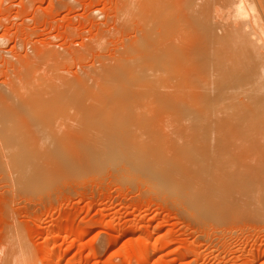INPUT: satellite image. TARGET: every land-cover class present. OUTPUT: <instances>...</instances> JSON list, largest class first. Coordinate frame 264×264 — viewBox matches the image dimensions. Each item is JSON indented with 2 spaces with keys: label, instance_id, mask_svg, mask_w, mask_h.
Wrapping results in <instances>:
<instances>
[{
  "label": "rangeland",
  "instance_id": "374dc122",
  "mask_svg": "<svg viewBox=\"0 0 264 264\" xmlns=\"http://www.w3.org/2000/svg\"><path fill=\"white\" fill-rule=\"evenodd\" d=\"M134 2L135 0H0V92L4 93V98L0 103L5 108L9 104L10 115L15 114L12 117L9 115V120L7 121L12 134L19 137L21 135V133L20 135L17 134L19 131L15 133V128L18 130V127L13 128V123L17 121V125H15L20 126L21 137L28 136L27 138H31L29 140L38 139L36 140L38 142L41 141L40 139L47 141L46 138L49 137L48 140L52 139L55 134L59 136L61 134L59 133L60 131H64L65 128L68 131L72 124L74 126V123L78 124V121L82 120V124H78V127L79 125H84L82 128L79 127V129L85 132L83 137H86L87 142L91 144L92 139L99 140L102 138L99 135L101 131L103 132L102 126H105L99 123L102 122V119L98 120L97 118L102 115L105 117L104 114H108V117H102L103 121H106L103 123L107 125L109 121L108 125H110V128L106 129L108 125L104 128L107 131H104L107 137H103V139L111 136V140L113 138L117 141H109V138L106 141L104 140L106 145H103L104 149L101 150H97L95 145H92V148L89 147L85 153L80 154L79 158L68 166L69 168L50 169L54 179L52 181L50 178V183L46 181L49 183L48 185L44 183L45 179L44 182H41L42 179L36 181L34 179L37 182V184H34L32 182L33 176L28 177L30 181L26 177V183L22 180L19 185L18 176L9 163L8 152H4L6 148H4L5 144H3L1 138L2 127L0 128V151H3L2 156L0 154V162L2 164L5 163L2 168L0 167V264H47L45 261L46 257L50 259L52 264H264V182L262 186L261 184L258 185L259 193L252 179V184L250 180L247 182L248 185L250 184L249 186L246 182H244L245 186L243 182L241 184L243 179V181H248L249 176L252 177L253 173H258L264 177V106L256 103L250 107L247 104V98L252 95L253 91L255 93L256 85L252 84L254 89L251 92L249 90V88L253 87L250 84L251 81H248L249 84H247L248 87L249 85L251 87L248 88L246 87L247 85L242 87L235 76L244 65L246 66L244 68L249 70L250 68L247 66L251 65H246L247 58H244L241 61L245 62L244 65L242 66V63L239 64L241 65L240 69L239 65L234 64L239 69L237 72L235 71L236 68L233 69L234 71L230 70L231 72H229L231 77L229 76L228 79L231 87L229 85L228 88L231 90L227 88L228 94L226 91L225 95L227 94L229 97L226 95L225 98H229L230 102L229 99L224 101L225 106L223 104L222 108L225 107L232 114L230 113L229 115L227 111L228 114L224 113L223 111L225 110L219 113L222 108L218 104L202 106L208 114L214 113V115L229 116L227 120L232 118L230 123L228 121V127L222 129L221 132H216L218 134L212 133V137H210L209 133V136L205 135L203 138L204 141L206 140L204 142L206 148L214 145L211 153H215L212 156L209 155L210 150L208 149L206 153L209 156L205 154V157L207 156V159H205L208 162L213 160H217L214 163L219 162V165L212 163L213 166H211L212 164H209L210 167L217 171L219 169L217 167H220L221 164L222 167L220 169H224L222 172L213 174V169L211 168L212 170H210L209 167V173L207 172L208 175L213 174L209 175L210 177L208 178L210 179L207 180V185L211 184L212 188H216L215 184H218L217 188L219 187V190L214 194L216 198L212 197L213 199L210 200V213V211L208 212V206L204 205V208L201 209V207L194 205L191 198L193 197L192 195L188 199L181 195V190V192L178 191L180 193L178 195L173 193L166 185V189L169 188L170 190L169 192L165 190L163 184H157L156 181L145 175L146 170L141 172L142 166L145 167L147 165L157 169L162 168V166L171 168L180 166L184 156L179 153L181 149L178 148H194L196 146L197 134L191 129L193 124H190L185 119L182 120V118L180 121L178 119L176 121V118H169L167 115L165 118V114H163V117L159 119V117H155L152 114L153 112L157 114V110L160 111V115L163 112L165 113L158 101L156 102V98L153 100L154 92H148L152 90L151 86L155 89L158 87L156 89L158 91H163L164 82H157L156 78L163 80V76L167 77L166 72L164 73L160 66H154V62L150 60L145 66L142 65L143 68L140 67V71L145 75L137 71L139 66L136 69L137 65L135 63L133 66L136 65L134 70L137 75L134 74L131 67L125 66V68L129 69L126 72L130 74H127V77L130 76L132 78L121 77L123 79L122 83L116 82L112 84L111 82V86L110 82L102 81L104 79L101 75L102 69L103 73H105L109 70H115L122 63L126 62L125 64L129 65L130 63L128 64V62L130 60L139 59L143 54L138 43L140 35L138 31L142 29V23L140 22L141 25L137 24V19L134 18V10L133 12L131 11L132 7L134 8ZM128 10L132 13H129ZM232 51L233 53H231L236 55L234 54L235 51ZM233 55H231V61L235 59ZM121 60L124 61L122 62ZM234 61H237V57ZM230 65L231 69L233 64L230 63ZM149 68L151 70H147ZM244 68H242L243 71H245ZM143 69L144 72L142 71ZM100 70L101 72L99 73ZM249 70H247L248 73H250ZM131 71L133 72L130 73ZM157 71H162L164 74H161V72L156 73ZM233 73L236 74L232 76ZM242 73H239V75H242ZM150 74L155 77L148 78L151 77ZM136 76H144V78ZM79 82L86 86L85 89L82 86L84 91H80V94H78L83 99L81 100L79 97V102H75L67 88H69L68 84L73 86H78L79 84L81 86ZM76 83L78 84L76 85ZM58 86L61 87L59 88ZM52 87H55L53 88L54 90H50ZM107 88H109V91ZM262 88L260 87L259 89L257 87L256 89L262 90ZM156 90L155 93L157 95L158 91ZM8 92L15 95V98L13 95L10 96L11 94L9 95ZM205 92H210V90ZM261 92L257 93L256 91L257 94L264 95L262 94L264 91ZM55 93L64 94L62 101L66 98L65 102L67 104L60 102L57 105L62 104L61 107L49 105L47 108L43 104L44 101L46 100L45 103L49 101L51 97H54ZM107 94L130 99V101L128 99L122 100L125 101L122 102L123 105L129 102L124 106L125 108L122 104L121 106L125 110L131 111L132 115L126 110L125 115L127 113L130 115L128 114L129 117L123 116V108H119L116 113L117 104L121 102L114 104L107 102L108 98H105V100L107 99L106 101L103 100L102 96ZM253 96H251L250 100H254ZM132 97L134 98L132 99ZM32 98H34V101ZM101 98L102 101H100ZM17 99H20V102ZM41 99H44V101ZM141 99L147 103H144ZM149 99L150 102L148 101ZM151 99L154 101L153 104ZM23 100L25 101L24 103L22 102ZM38 100L43 105L42 107L38 104L43 108L40 107L39 112L38 105L35 107L38 109L34 108ZM97 100L99 103L105 101L106 103L100 104L103 107L106 105L105 108L107 110L102 109L103 107H100ZM135 100L138 104H136ZM93 101H97L95 103L98 104V107L95 106ZM32 102H35L34 106H32ZM110 103L114 105L111 107V105L109 106ZM150 103L151 109L154 108L152 111L150 107L148 111L147 105H150ZM19 104L20 108H22L19 111H23V116L17 112L18 110L16 109L18 107L15 109L16 105L18 106ZM226 104L227 106L229 104L228 108ZM86 105L89 107L87 108ZM2 106L0 105L1 108ZM65 106L67 107L65 108ZM61 108L65 109V111ZM89 108H92V110ZM112 108L115 109L114 112L113 110L110 112ZM98 109L101 111L106 110L112 114L109 115L108 112H105L102 115H97L99 114ZM120 109L123 111H121V114L119 113L121 117L118 114ZM25 110L29 117L26 116V113L24 114ZM182 110L185 113L188 109L182 108ZM150 112H152V115ZM16 114L19 118L13 122L12 118ZM143 114L145 116H142ZM109 116L117 119H115V122H111L114 120ZM234 116L241 117L240 120L245 121L242 127L244 131H247L246 134L243 133V128L239 129L241 127L239 125L242 122L237 120V117L234 118ZM150 119L153 122V129L151 127L150 129L147 128L151 123L149 122ZM156 119L161 122H159L158 128ZM140 121L142 123L145 122V125ZM45 122L49 124V127ZM113 123H115L116 127L113 126ZM225 123L220 121V124ZM76 126L75 124V127L71 128V130L75 128L78 130ZM91 126L92 128H90ZM117 126H122L125 129L124 134H120L121 131L123 133L122 127H119L120 131ZM187 127H190V129ZM114 128H118V132L120 131V135L115 131L117 139H115L114 132L111 134ZM172 128L174 129L172 130ZM148 130H153L152 136ZM155 131H158V133ZM97 133L99 134L97 135ZM242 133L245 135H243L244 137ZM213 135L219 136L215 138ZM150 138L153 142L151 140L150 142L152 143L145 144ZM214 138L215 140L217 139V144L214 142ZM157 139L160 140L162 147H160L161 145ZM209 139L214 140L213 142L211 141L213 145H209L211 144ZM218 139L221 140L219 143H223V145L218 143ZM101 141L103 140L101 139ZM143 141L145 145L142 147V143L138 146L142 153L144 152L143 148H147V145H151L152 148L157 143L160 145V149L157 150L159 147H155L156 149L152 148L154 151L151 149L152 153L149 151V154L145 152L144 155H141V152H138L139 149L137 150L135 147L137 146L136 144L139 145ZM157 144L156 146H158ZM132 145L135 147H132ZM219 145H222L223 149L218 147ZM227 146L229 149L231 146L230 150H235L234 153L237 152V154H233L234 156L230 158L232 152L230 153ZM174 148L177 149L178 153L174 154L176 151ZM159 152H163L160 157L165 153L162 162L157 160ZM153 154H155V158ZM235 155L238 156L235 157ZM242 156L243 158H241ZM237 157L241 159H236ZM140 158L142 161L145 160L147 164L142 165L145 163L141 162ZM230 159L235 160L233 166L229 165V162L232 164L234 161ZM236 160H242L240 161L242 164L240 162V164H237ZM243 162H246V165ZM1 163L0 166L2 165ZM237 165L241 166L242 169ZM215 166L217 169H215ZM229 166L234 169H228L230 168ZM238 169L243 170L242 172L245 174H241ZM50 170L45 171V173H50ZM42 171L39 172L41 173ZM45 173L43 171L44 178H46ZM218 173L222 174L219 175ZM215 174L222 177L218 179ZM225 174L231 176V178ZM37 175L34 178L38 179ZM237 175H241L239 176L241 178L239 179ZM38 176L39 179L42 177V175ZM244 176L247 178H243ZM47 177L49 178L50 176ZM24 178L22 177V179ZM28 181L31 183H28ZM38 181L44 184H41V186ZM210 181L212 182L210 183ZM228 181L232 183L229 182L227 184ZM236 183H239L240 187ZM226 184L229 188L232 186L231 190L227 187V189L225 188ZM165 191H168L170 195L173 194L172 196L174 197ZM209 192L207 196H205L207 189L202 192L204 199L210 195ZM240 194L247 195V199L245 200L246 197L243 198L244 200L242 199L243 202L241 203L238 202V198L241 199L244 196L241 197ZM206 213H209V217H206ZM154 247L157 248L156 252H147Z\"/></svg>",
  "mask_w": 264,
  "mask_h": 264
},
{
  "label": "bare ground",
  "instance_id": "6f19581e",
  "mask_svg": "<svg viewBox=\"0 0 264 264\" xmlns=\"http://www.w3.org/2000/svg\"><path fill=\"white\" fill-rule=\"evenodd\" d=\"M133 6H134V8L132 7L131 11L133 12V10H134V12H133L134 18L137 19V24L141 25L140 22L142 23V25H141L142 29L140 28L141 30L140 31L137 30V31L140 33V35L138 34L139 35V37H138L139 42L138 43L140 45V48L142 49L141 53H143V54L140 56L139 59H135L134 61L130 60L131 62L128 60L129 62L128 61L127 62H128V64L130 63L129 65H126L125 64L126 62L124 64L123 63L120 64L121 66L116 65L117 68L115 70H109L108 72L103 73L104 72L103 69L100 68V69H102V73H103V74L101 73V75L103 76L102 78L105 79V77H106V79L108 80L107 81L106 79L105 80L103 79L102 81L110 82V86H111V82H112V84L116 83V82L122 83L123 77L126 76V79L130 77V76L127 77V74L128 75H130V74H129V72H126V71H129V69H127V67L125 68V66L131 67L134 71V74H136L135 73L136 71L134 70V68L137 65L136 69L139 66L137 71H139V73L141 74L142 72L140 71V69H141L140 67H142V65L145 66V64L150 60L152 62H154V64H155L154 66H156V67L160 66L162 68L163 72L164 73L166 72L167 77L162 75L164 77L163 80H158L156 78L157 82H159V81L164 82V85L162 84L163 85V91H161V90L158 91V90H156V89H158V87L155 89L151 86V89L152 90L154 89V91L151 90L152 92L151 91L148 92V93L154 92L155 95L152 94V95H154V96H152L153 100L156 98V102L158 101V103L162 106L161 109H164L165 113L163 112L162 115H160L161 114V113H159L160 111L157 110V114H154V112L153 113L150 112V114L152 113L153 115H155V117H159V119L161 117H163V114H165L164 115L165 118H166V115L169 118L170 117L176 118V121H177V119H178V121H180L182 118V120L185 119L190 124H193L191 129L195 132V134H197L196 135V146L194 148H181V147L178 148V149H181L179 151V153H181L184 156L180 166H175L173 168L162 166V168L157 169L155 167L151 168L147 165L145 167L142 166L141 172L146 170L145 175H147L150 179L152 178V180L156 181L157 184L158 183L163 184V186H165V190H168L169 192L171 190L173 193L180 195L179 192L182 191L181 195L185 196L188 199L190 198V195H192L193 197H191V198L193 200L194 205L198 206L199 208L201 207V209L204 208V205L208 206V208H209L208 212L210 211V213H211L210 200H212L213 198H216L214 194L219 190V187L217 188L218 184L217 185L215 184L216 188L215 187L212 188L211 184L207 185V180L210 179L208 177H210L209 175H211L212 173L214 174L216 172V174H217V172H222V170H224V169H222V170L220 169V167H222L220 164V167H217L219 169L217 171L216 170L214 171L213 167H210L209 164H212V163L216 162L217 160L216 161L213 160L212 162H210V161L208 162L206 160L207 156L205 157V154H207L206 151L208 149L210 150L209 155L212 156L213 152L211 153V150L214 149V145L211 143V141L213 142L215 140V138H217L219 135H217V137L215 135H213V136H215L214 140L213 139L210 140L211 138L209 139V143H211L209 145H213L209 148H206L205 143H204L206 140L204 141L203 138L205 135H208L209 133H210V137H212V133L218 134L216 132H221L222 129H225L226 127H228L227 124H228V121L230 123V121L232 119L231 118L232 115L230 116L231 119L227 120L229 118V116L214 115V113L208 114V112H206L202 108V106L203 105H210V104H218V106L220 108H222L224 101H227L229 99V98H227V99L225 98V96L228 94L227 90L230 89V88H228L230 85L229 79H228V77L230 76L229 72H231L230 70H233L234 68H236L235 65H239L242 63V66H243L245 62L243 63L241 61H243L244 58H247L246 59V63H247L246 65H248V64L251 65V66H247L250 68V70L248 68H246L247 70H249L250 73H248V71L244 68V67H246L245 65H244V67H242V68H244L245 71H243V69L240 67L241 65H239L238 67H239V69L241 68V70H239L237 67L236 68L237 70L235 69V71L237 72L239 70L238 74L235 73L236 74L235 75L233 73L232 76H234V75L236 76V78L239 81V84L242 85V87H245V85L249 84L248 81L249 82L251 81L250 84L251 85L254 84V86L256 85L259 89H260V87L261 88L264 87V0H135ZM131 11H129V13ZM129 15H131V14H129ZM217 16L219 17L218 19H217ZM232 50L235 51L234 54H236V55L232 54L233 53ZM231 55H233V57L235 56L234 60H236V57H237L236 62L234 60L231 61L232 60V59H230V58H232ZM239 59H240V61H239ZM238 61H239V63H237ZM229 62L233 65L235 64L234 66L232 65L231 69H230L231 65ZM135 63H136V65L133 66ZM159 63H160V65H158ZM147 68H148V66H147ZM105 70H107V69L105 68ZM147 70H151V68H149ZM133 71H131L130 73H132ZM142 71L144 72V69ZM100 72H101V70L99 71V73ZM119 72H120V74H119ZM159 72H161V74H164V73H162V71H159ZM159 72L157 71L156 73H159ZM239 73H242V75L241 74L239 75ZM246 73H248V74H246ZM143 74L144 73H142V75ZM142 75H140V76H142ZM132 76H133V74H132ZM136 77H138V76H136ZM152 77H155V76L151 75V77H148V78H152ZM130 78H132V77H130ZM138 78H144V76L138 77ZM165 78H166V80H165ZM159 79H161V78L159 77ZM124 81H126V80H124ZM15 83H16V81H15ZM19 83H17V84H19ZM79 83L81 84V82H79ZM147 83H149V82H147ZM77 84L78 83H76V85ZM152 84H153V82H152ZM150 85H151V83H150ZM251 85H249V87H251ZM16 86H18V85H16ZM82 86L85 89L86 85L84 86L83 84H81V86H79V84H78V86H73L72 84L71 85L68 84L69 88H67V89H69V92H71V94H72L71 97L73 100H75V102H79V97L81 95H78V94H80V91H82V92L84 91ZM148 86H149V84H148ZM254 86L251 87V89L248 87V85L246 87H248L249 90L252 92V89H254ZM256 86H255L254 90H256L257 93L259 91H262V92L264 91V88H262V90H259V89L257 90ZM62 87H63V85H62ZM66 87H67V85H66ZM159 87H160V85H159ZM230 87H231V85H230ZM53 88H55V87L50 88V90ZM64 89H65V86H64ZM37 90H38V88H37ZM107 90L109 91V88H107ZM155 90L158 91L157 95L155 93ZM206 90H210V92H205ZM256 91H255V93H253L254 92L253 91L252 95H251V96L254 95L256 97L255 98L253 96L254 100H250L252 98L251 96H249V98H247V101H248L247 104H249L250 107H252L256 103H259L262 106H264V95H262L263 96L262 97L261 94L260 93L257 94ZM54 92H56V91H54ZM65 92H68V91H65ZM225 92L227 93L226 95H225ZM13 93H14V90H13ZM49 93H51V92H49ZM61 93H63V92L61 91ZM61 93L60 94L55 93L54 97H51L50 98L51 100L49 99V101H47L46 103H45L46 100L44 101V99H41L42 101H44V103L42 101L41 102L43 104H45L46 107L49 105L61 107L62 104L57 105V103L62 102L63 104L64 103L67 104L65 102L66 98L64 99V101H62L63 100L62 98H64V94H61ZM3 94L0 92V102L4 98ZM10 94L11 93H9V95ZM52 94H53V92H52ZM262 94H264V92ZM12 95L13 94H11L10 96H12ZM83 95H84V93H83ZM150 96H151V94H150ZM13 97L15 98V95H13ZM13 97H11V98H13ZM35 97H37V96H35ZM43 97H45V96L43 95ZM102 97L104 98L103 100H105V98H108V100L106 99L107 102H112L114 104L121 102L120 104L119 103L117 104L118 108L116 109V111L114 108H112L111 110L108 109V110H110V112L113 110V112L115 111L116 113H117V110H119V108H123L130 101V99H128L126 97H120V96L116 97L115 95H112V94H107V95H104ZM227 97H229V95H227ZM34 98H32V100ZM90 98H91V96H90ZM133 98L134 97H132V99ZM29 99H31V98H29ZM36 99H38V98H36ZM82 99L83 98H81V100ZM84 99H85V97H84ZM127 99L129 101L126 104L124 103V105H123L122 102H125V101H122V100H127ZM8 100H9V98H8ZM17 100L19 101L20 99H17ZM92 100H94V99H92ZM153 100L151 101L152 104L154 102ZM97 101H93V102L95 103ZM100 101H102V98ZM105 101L100 102V103L104 104ZM141 101H143V100L141 99ZM148 101L150 102V99ZM22 102L24 103L25 101L23 100ZM29 102H31V101H29ZM68 102H69V100H68ZM135 102H137V101L135 100ZM229 102H230V99H229ZM97 103L100 104L99 101ZM97 103H95V106L98 107ZM144 103H147V102H144ZM151 103H150V105H147L148 111H149V107L151 109ZM34 104H35V102H32V106H34ZM38 104L41 105L39 100H38V102H36L34 108ZM102 104H100V107H103ZM114 104L111 105V103H110L109 106L111 105V107H112ZM121 104L123 107L121 106ZM136 104H138V102ZM159 104H158V106H160ZM0 105L2 106L3 104L0 103ZM39 105H38L39 109L35 108V109H38V112L40 111V107L41 106L43 107V105H41V106H39ZM119 105H120V107H119ZM8 106H9V104L6 106V108L3 106H2V108L0 107V109H1L0 110V122H1L0 128L2 127L1 128V130H2L1 138H2L3 144H5L4 148H6V151H4V152L5 153L8 152V154H7L9 156L8 159H10L9 163L14 168V172L18 176L19 185H20V181L22 182V180H23V182L26 183V177L28 179V177L30 178L32 176H33L32 182H34V184L35 183L37 184V182H35L36 180H41V179H42L41 182H44V179H45V182H44L45 184L47 183L46 181H48L50 183V181H49L50 178L52 179V181L54 179L51 175L52 170H54V169L60 170L59 168L62 169V168L68 167L69 165H71V163H73V161L75 159L79 158L80 154L85 153L87 148H89V147L92 148V145H95V148L97 150H101V149H104L103 145H106V143H104V140L106 141L109 138V141H112V140L115 141L113 138H112V140L110 139L111 136L108 137L107 139H105L107 137V135L104 132V131H106L104 128L109 123V121H108L107 125L105 123H103V122H106V121H103V118H106V116L108 115V114L107 115L104 114L105 112L106 113L108 112V111H106L107 109L105 108L106 105L102 108V109H106L105 111H101L102 109L99 107L101 109V110L98 109L99 114H97L95 112L97 115L104 114V116H105V117H103V115H102L101 117L97 118L98 120L102 119L101 120L102 122H99V123H102V125H105V126L101 125L103 127V129L102 128L101 129L103 130L105 135L103 134V132L100 129V131L102 132V135L100 132L101 136L99 135V137H102V138H100L99 140L98 139L97 140L92 139L91 144H89L87 142L86 137H83L85 135L84 134L85 132H82V130L79 129V127L82 128L84 125L83 126L79 125V127H78V124H82L81 123L82 120L80 122L77 120L78 124L74 123V126L72 124L73 128L75 127V124H76L77 125L76 127L78 128V130H76V128L74 130H71L72 126L70 125L71 126V127H69L70 130L68 129V131H67L66 130L67 128H65L67 126L63 125V126H65L64 127L65 129L63 128L64 131H60L59 133H61V134L59 136H56V134H55V136H53L54 138H52V139L50 138L48 140L49 137L48 138L45 137L47 141H45V139H40L41 140V141L39 140L41 142L40 143V142L36 141L38 139L29 140L31 138H27L28 136L27 137L25 136L26 139H28V140H26L25 137L24 138H23V136L21 137L22 132L20 130V126H16L17 125L16 120L19 118V117H17V114H16V116H14V118L15 117H17V118H15V120H14V118H12V121L13 122L16 121V122L15 123L12 122V123L14 125L13 128L18 127V130H17V128H15L16 129L15 133L18 131H19V133H17L18 135H20V133H21V135H20V137L22 138V140H21V138L19 136H14L12 134L10 127L7 125V123H8L7 121L9 120V115L11 114V111H9ZM93 106L94 105L92 104V108L94 109ZM137 106H139V105H137ZM158 106H157V108H158ZM224 106H225V104H224ZM228 106H229V104H228ZM228 106L226 104L227 108H228ZM11 107H13V106H11ZM17 107H18V109H16ZM66 107L67 106H65V108ZM86 107H87V105H86ZM152 107H154V106H152ZM92 108L91 109L89 108V109L92 110ZM124 108L122 109L124 112L120 109V112L118 111V114L119 113L121 114L123 112V114H124L123 116L126 117V116H128L129 113H131V111L126 109L129 113H127V115H125V113L127 111ZM182 108H187L188 110L185 111V113H184ZM15 109L18 110L17 112H19L21 114V116H23L22 115L23 111L22 112L19 111L20 109H22V108H20V104L18 106L16 105ZM49 109H51V108H49ZM61 109H59V110L65 111V109H62V110ZM23 110H24V108H23ZM152 110H154V108H152L151 111ZM222 110H225L223 112L226 114H228L230 111V110L227 111L226 108L224 107V108L219 110V113H222ZM155 111H156V109H155ZM142 112L144 113V111H142ZM142 112H141V114H142ZM25 113H26V116H28L26 110L24 111V114ZM230 113H229V115H230ZM12 114H13V112H12ZM20 114H19V116H20ZM111 114L109 113V115H111ZM120 114H119V116L121 117ZM144 114H146V113H144ZM144 114L142 116H145ZM239 114H238V116H239ZM13 115H15V114H13ZM13 115H10V116L12 117ZM86 115H87V113H86ZM131 115H132V113H131ZM41 116H42V114H41ZM94 116H95V114H94ZM238 116H234V118L237 117L238 118L237 120H240L241 117L239 118ZM46 117H48V116H46ZM109 117L112 118V116H109ZM152 117L154 118V116H152ZM111 118H109V119H111ZM25 119H26V117H25ZM44 119H45V117H44ZM115 119H117V118H115ZM115 119H113L114 121H111V120L110 121L115 122ZM144 121H145V119H144ZM168 121H169V119H168ZM220 121H224L226 123L220 124ZM240 121H237V122H240L242 124V125L241 124L239 125V127L241 126L239 129L241 130L243 128L242 126L244 125L243 122H245V121H243V120H240ZM34 122H35V120H34ZM149 122H151V123L149 124L147 121V123L149 124V127H147V128L150 129V127H151V129H153L152 120L150 119ZM157 122H158V120H157ZM157 122H156V124H157ZM159 122L157 124V128H158ZM41 123H44V122H41ZM96 123H95V125H96ZM45 124H46V122H45ZM93 124H94V122H93ZM114 124L115 123H113V126L116 127V125H114ZM142 124L145 125V122H143ZM46 125H48V127H49V124H46ZM59 125H61V124H59ZM98 126H100V125H98ZM108 126L106 129L110 128V125H108ZM154 126H155V124H154ZM56 127H57V125H56ZM117 127L119 128L120 126H117ZM33 128H35V127H33ZM90 128H92V126ZM118 128H114V130L111 131V134L113 132L115 133V131L119 134L121 129L123 130V133L121 131L120 134H124L125 129L123 127L121 129L120 128L118 129ZM157 128H156V130H157ZM187 128L190 129V127H187ZM87 129H89V128L87 127ZM96 129H98V128L96 127ZM117 129L120 131L118 132ZM173 129L174 128H172V130ZM242 130L244 131V128ZM85 131H87V130H85ZM148 131H150V134L152 136L153 130H148ZM245 131L243 132L244 134L247 133V131L246 132ZM24 132L25 131L23 130V133ZM88 132H91V131H88ZM32 133H34V132H32ZM156 133H158V131ZM243 133H242V136L244 135ZM28 134H30V133H28ZM88 134H90V133H88ZM98 134L99 133H97V135ZM238 134H240V132H238ZM143 136H145V135H143ZM231 136H233V135H231ZM96 137H98V136H96ZM103 137H105V138L103 139ZM235 137H237V136H235ZM117 138L118 137H116V133H115V139H117ZM101 139L103 141H101ZM151 140L152 139L150 138L148 142L146 141L147 143H145L143 141V142H140L139 145L136 144L137 145L136 147L134 145H132V147L134 146L138 150L139 149L138 146H140L143 143V145H141L143 147L145 144H148ZM157 140H156V142H157ZM43 141H45L46 143ZM220 141L221 140H219L218 143ZM115 142H117V141H115ZM152 142H153V140H152ZM152 142H150V143H152ZM214 142H216V144H217V139ZM109 143H111V142H109ZM109 143H107V145H109ZM158 143H160V140H158ZM156 144L154 145V147L152 146L153 149L155 147L157 148L161 145V143H160V145L157 144L158 146H156ZM219 144L223 145V143H219ZM222 145H219L218 147H221ZM111 146L113 147V145H111ZM162 146L163 145H161L160 147H162ZM107 147H109V146H107ZM160 147L157 148V150H159ZM215 147H217V146L215 145ZM152 148H151V145H147V148L146 147L143 148L144 149L143 153H142L141 149H139L138 152H141V155H144L145 152H147V154H149V151H150V153H152L151 152L153 150ZM227 148L230 151V153L232 152V154L230 155V158H231V156H234L233 154H235V153L237 154V152L234 153L235 150L234 151L230 150L231 146H230V149L228 146H227ZM234 149H236V148L234 147ZM137 150H135V151H137ZM175 150L177 151V149H175ZM176 151L174 154L178 153V151L177 152ZM215 151H216V149H215ZM224 151H225V147H224ZM229 151H228V153H229ZM240 151H238V152H240ZM0 152H1L0 154L2 156L3 151H0ZM217 152H218V150H217ZM220 152H221V150H220ZM161 153H163V152H161ZM161 153L159 152V156H158L159 158L157 160L162 162V160H164L163 156L165 153L163 154V156L160 157ZM155 154H158V153H155ZM155 154H153L154 158H155ZM7 155L5 154L6 157H7ZM211 156H210V159H211ZM236 156H238V155H235V157ZM143 157H146V156H143ZM143 157H141V158H143ZM239 157H237L236 159L243 158V156L241 158H239ZM141 158H140L141 162L145 163V160L142 161ZM217 158H218V155H217ZM230 160L233 161L234 159H230ZM236 161H237V164H240V163L242 164V162H240L242 160H240V161L236 160ZM161 162H159V163H161ZM218 163H214V164L219 165ZM229 163H230L229 165L233 166V164H235V160L233 161L232 164H231V162H229ZM245 163L243 162L244 165H246ZM3 164L5 165V163H3ZM3 164L0 166L1 168H2ZM146 164L147 163L142 164V165H146ZM244 165H242V166H244ZM211 166H213V164ZM216 166H215V169H217ZM231 166H229L230 168H228V169H234ZM209 167H210V170L213 169L214 172H212V173L210 172L211 174L208 175ZM238 167L242 169L241 166H238ZM50 169H52V170H50ZM42 170L44 171V173H45V171L50 170V173H48V172H47L48 174L45 173L46 178H48L47 176H50L48 179L43 177V171ZM219 170H221V171H219ZM239 170L240 169H238V171ZM39 171H42V172L40 173ZM242 171L240 170V173L244 175L245 173H243ZM53 173H54V171H53ZM236 173H237V171H236ZM236 173H233V174H236ZM20 174H21V176H20ZM36 174L42 175V177H40V179H39V176L37 175L38 179H36V178H34V176ZM46 174H47V176H46ZM220 174H222V173H220ZM263 174H264V172H263ZM219 175L218 176L216 175L218 177V179L220 177ZM223 175H224V173H223ZM225 175H227V174H225ZM227 176L229 178H231V176H229V175H227ZM237 176L239 177L241 175H237ZM237 176H235V177L238 178ZM22 177L23 178L25 177V178L22 179ZM211 177H213V176H211ZM250 177L251 176H249L248 181L247 180L243 181L244 180L243 179L241 181V184L243 182V185H244V182L247 183V182H249V180L251 183V179H252L254 181V183L256 184V186H257L256 188L258 189V193H259L258 185L259 184H261V186L263 185L262 184L264 182L263 175L261 176L258 173H253L252 177L251 178ZM236 178H235V180H236ZM240 178L241 177H239V179ZM243 178H245V176ZM34 179H35V181H34ZM214 179H213V181H215ZM239 179H238V181L240 182ZM31 180H32V178H31ZM29 181H28V183H31ZM38 182H40V181H38ZM41 182L39 183V185L42 184ZM211 182L212 181H210V183ZM229 182L232 183L231 181H228L227 184ZM49 183H47L46 185H48ZM217 183H219V182H217ZM208 184H209V182H208ZM224 184H225V182H224ZM227 184H226L225 188L228 186ZM166 185L170 188V190H169V188L166 189V187H167ZM247 185H248V183H247ZM208 186H210V187L208 188ZM238 187H240V184L238 185ZM33 188H34V186H33ZM227 188H229V187H227ZM231 188H232V186H230L229 189L231 190ZM206 189H207V193L205 196H207L208 191H210L209 192L210 195H208V197H206V199H204L205 197H203L202 192L206 191ZM254 189H255V187H254ZM254 189L252 188V190H254ZM230 190H228V191L230 192ZM168 191L167 192L165 191V192L169 194ZM183 192H184V194H183ZM172 195L173 194H171L170 196H172ZM178 195H176V196H178ZM240 196L242 197L244 195L240 194ZM246 196H244L242 198L240 197L241 199L238 198V202H240V203L243 202V200H244L243 198H245ZM172 197H174V196H172ZM246 199H247V197L245 198V200ZM240 200H242V201H240ZM207 216L209 217V213H206V217ZM156 250H157V248L154 247L151 251L148 250L147 252L148 253H154V252H156ZM8 254L10 255L9 251H8ZM12 256H13V254H12ZM6 257H8V256L6 255ZM6 261H7V258H6ZM45 261L47 264H52L48 257H46Z\"/></svg>",
  "mask_w": 264,
  "mask_h": 264
}]
</instances>
